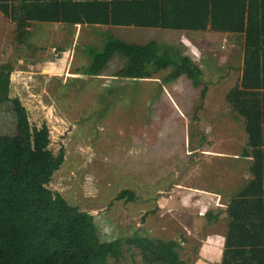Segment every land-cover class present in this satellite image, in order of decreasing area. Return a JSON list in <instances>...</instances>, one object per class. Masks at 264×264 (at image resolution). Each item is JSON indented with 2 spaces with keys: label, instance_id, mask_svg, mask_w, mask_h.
I'll return each instance as SVG.
<instances>
[{
  "label": "rangeland",
  "instance_id": "obj_1",
  "mask_svg": "<svg viewBox=\"0 0 264 264\" xmlns=\"http://www.w3.org/2000/svg\"><path fill=\"white\" fill-rule=\"evenodd\" d=\"M89 28L21 24L0 12V66L11 67L10 96L22 101L32 124L47 123L53 153L64 148L48 187L91 213L104 239H125L136 230L178 239L180 258L195 264L202 240L216 241L221 234L222 206L215 204L226 202L240 182L233 174L248 166L242 119H233L237 116L225 99L240 75L241 37L209 29L153 33L156 42L178 47L201 68L195 86L184 74L162 82L172 66L140 80L114 77L124 63L118 53L99 74H85L90 60L85 47L99 49L106 35ZM134 35L130 41L146 37ZM12 120L10 105H0V133L13 131ZM209 124L211 134L224 139L215 149L236 153V159L202 154ZM222 188L225 194L204 197V190L219 189L214 191L219 194ZM122 189L132 190L134 198H117ZM121 250L108 264H145L136 247L124 241Z\"/></svg>",
  "mask_w": 264,
  "mask_h": 264
},
{
  "label": "trees",
  "instance_id": "obj_2",
  "mask_svg": "<svg viewBox=\"0 0 264 264\" xmlns=\"http://www.w3.org/2000/svg\"><path fill=\"white\" fill-rule=\"evenodd\" d=\"M0 12L12 21L64 24H105L174 30L229 32L242 40V67L225 94L232 112L242 118L246 149L254 175L228 200L229 217L220 264H264V0H0ZM90 59L83 72L99 74L118 53L124 63L114 77L161 78L180 75L193 85L201 68L176 46L156 41L136 43L106 34L99 49L87 45ZM11 67L0 66V105L8 103L13 131L0 133V264H108L122 254L121 246L136 247L145 264H186L178 239L147 237L134 231L125 239H104L94 216L69 203L48 187L64 159V148H50L45 121L32 124L22 101L10 96ZM204 87L200 96L205 98ZM117 198L132 200L122 189Z\"/></svg>",
  "mask_w": 264,
  "mask_h": 264
},
{
  "label": "crops",
  "instance_id": "obj_3",
  "mask_svg": "<svg viewBox=\"0 0 264 264\" xmlns=\"http://www.w3.org/2000/svg\"><path fill=\"white\" fill-rule=\"evenodd\" d=\"M82 26V27H86V30H91L89 27H97L98 29H102L103 33L107 32H111L113 36H115L116 38L125 40V41H130V38L135 36L134 34H139L138 36H142L145 35V39L143 40H138V39H133L132 41H139V43H147L150 41H156L153 39V33H159V32H163V31H188V30H174V29H163V28H155V27H136V26H109V25H105V24H97V25H90V24H75L74 26ZM111 27V28H110ZM112 29V31H110ZM212 33H215V31H213ZM222 33V32H220ZM226 34H232L229 32H224ZM149 35V37H147ZM129 37V38H128ZM148 38V39H147ZM234 120H239L242 118H233ZM224 124V120L219 124V127L217 129H219L221 126H223ZM212 125H208L207 128V134L205 135V142L203 143V149H202V154L203 155H208V156H217V157H233V158H237L238 155L235 154H227L226 151L223 150H218L215 149L214 145H217V148L219 147H223L224 144L222 143V141L224 140L223 137L218 134V136L215 137V134L212 135L211 134V128ZM222 129V128H221ZM220 130V129H219ZM221 131V130H220ZM220 133V132H219ZM217 135V134H216ZM195 151L197 149H194ZM192 150V152L194 151ZM191 152V153H192ZM246 160L248 161L247 164L248 166L251 168L252 162H253V157L251 154V149H250V156L246 157ZM236 161V160H235ZM225 174H220L219 175V179L222 180V178L224 177ZM234 176L238 175L240 178V182L238 180V183L234 186V188L230 191L229 195L227 196L228 198L226 199V202L224 201V204L221 205V203H216L215 205H217L218 207L222 206L221 211L219 213V218L222 219L223 221V227H221V234L219 237H217L218 240H213V239H203L200 245V249L198 250L199 253V259H197V261L195 262V264H210L209 260L214 259L216 261V264H220L221 258H222V251L224 248V242H225V236H226V232L228 229V222H229V217L227 215V211H226V207H227V203L228 200L230 199V197H232L237 191H239L248 181L253 180L254 175L249 171V169H246V171L243 174H233ZM192 186V185H191ZM204 190V189H203ZM219 190V189H218ZM218 190H209L207 189L204 190L203 193L204 197L205 194L207 195L206 199L212 198V200L214 199L213 196H220L221 193L226 192V190L224 188H222L221 192H219V194H216V192L214 191H218ZM223 194V195H224ZM205 199V200H206ZM203 200L202 203L206 204L208 206V204L206 203V201ZM220 200V198H219ZM218 200V201H219ZM212 208V207H211ZM209 213V212H208ZM212 216H214V214H212ZM215 241V242H213Z\"/></svg>",
  "mask_w": 264,
  "mask_h": 264
}]
</instances>
